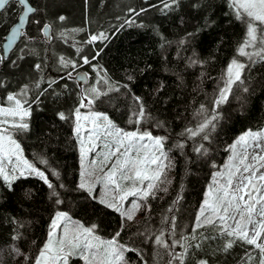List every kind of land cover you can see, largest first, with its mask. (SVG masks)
Wrapping results in <instances>:
<instances>
[{"label":"trees","instance_id":"1","mask_svg":"<svg viewBox=\"0 0 264 264\" xmlns=\"http://www.w3.org/2000/svg\"><path fill=\"white\" fill-rule=\"evenodd\" d=\"M29 3L37 11L29 19L26 36H21L16 49L0 63V80L5 85L0 88V104L5 103L8 93H17L28 86L29 130H10L26 159L57 186L63 203L56 204L57 197L35 176L19 177L11 189L0 179V264H33L57 211H66L87 226L95 225L96 233L104 239H112L120 232L119 242L139 249L143 256L141 260L136 252L126 253L128 264L144 261L169 264L165 250L147 237L161 230L169 243L191 236L205 190L224 161L230 142L245 130L264 127V61L256 59L253 63L237 55L246 25L235 19L229 0H180L179 7L167 14L161 12V0H29ZM141 9L146 11L137 15ZM22 10L13 0L0 12V54L4 37ZM130 19L135 21L131 26L125 23ZM45 24L50 26L49 41L41 30ZM100 32L109 38L87 42L91 35ZM85 56L91 64H83ZM60 57L74 61L77 67H63ZM193 57L202 63L191 64ZM234 57L249 64L244 71V85L233 87L228 102L219 109L220 119L208 140L199 136L189 138L185 130L195 128L204 119L198 114L201 105L211 111L212 101L223 84L224 70ZM36 64L41 65L40 71L35 69ZM93 67L106 73L109 82L119 88L101 97L94 110L108 114L123 130L139 129L167 137L169 167L165 168L155 198L143 202L135 218L124 220L123 224L119 213L78 187L80 153L72 112L78 107L85 86L73 75L84 70L89 74L88 85L95 84L97 73ZM38 81L42 82L37 88ZM243 87L248 91H243ZM134 96L142 99L146 113L150 114L139 125L132 122L135 120L132 113L138 110ZM37 99L38 103L33 102ZM61 112L69 119H59ZM179 144L183 147H178ZM201 144L203 148L197 152ZM53 172L59 173V177ZM61 184L63 188L59 187ZM165 219L169 223H164ZM16 235L20 237L18 240L13 239ZM196 235L201 247L189 249L185 264H198L200 260L208 264H245L246 250L256 257L252 264H257L258 253L250 246L237 242L225 252L223 238L213 229H199ZM14 248L30 259L26 262ZM174 251L183 249L177 246Z\"/></svg>","mask_w":264,"mask_h":264},{"label":"snow or ice","instance_id":"2","mask_svg":"<svg viewBox=\"0 0 264 264\" xmlns=\"http://www.w3.org/2000/svg\"><path fill=\"white\" fill-rule=\"evenodd\" d=\"M16 3L23 8V13L18 26L12 29L10 38L4 37L8 41L4 48L5 53L12 50L18 37L26 36L24 29L29 23V16L37 11L30 5L29 0H16ZM161 3L163 5L161 12L167 14L179 7L180 0H161ZM8 4L9 0H0V9H4ZM155 6L152 5V7ZM229 7L235 19L246 25V32L237 48V55L253 63L256 59L264 61V0H229ZM143 11L146 9H141L136 14L140 15ZM130 12H135V9H130ZM60 19L63 20L64 17ZM31 22L39 23L38 20ZM125 23L131 26L135 21L130 19ZM41 30L45 37L49 36V25H42ZM108 38L104 32H100L91 35L87 42H103ZM183 43L184 41H181V44ZM18 58L22 59V57ZM5 59H7L6 54H0V63H3ZM82 62L85 65L91 64L87 56L82 57ZM12 63L15 64V61ZM60 63L65 68L77 67L74 61L66 60L64 57H60ZM190 63L194 65L202 62L193 57L190 58ZM247 67L249 64L235 57L229 62L222 77L223 84L218 88L212 101L211 111L209 112L201 105L198 114L203 115L204 119L195 128L185 130L189 138L195 139L199 136L203 140L209 139L210 131L215 130L216 122L220 119V107L228 102L234 86L244 85V71ZM35 69L40 71L41 65L36 64ZM93 71L97 73L95 84L81 92L78 107L72 112L76 138L80 144L82 168L78 187L88 192L106 208L119 213L123 224L124 220L132 221L135 218L142 207L141 201L146 203L150 197L155 198L158 185L163 182L165 168L169 167L165 164L168 159L165 152L167 137L155 136L150 131L139 129L124 131L116 126L108 114L94 110L96 102L101 97L107 96L112 91H119V88H115L109 82L107 74L101 69L93 67ZM68 76L71 77V72ZM85 79L86 74L80 76V80ZM41 82H37V88ZM51 83L49 82V86ZM4 86V82L0 80V88ZM242 90L248 91L247 87H243ZM133 99L138 110L132 113L135 117L132 122L139 125L149 119L150 114L146 113L144 103L139 96H134ZM33 102L39 101L37 99ZM81 109L86 111L82 112ZM58 116L61 120L69 119L63 112L58 113ZM30 117L31 103L28 100L27 85L17 93H8L5 103L0 104V179L11 189L12 183L19 177L35 176L51 190L52 196L57 197L55 203L62 204L63 201L59 199L60 193L56 191L57 186L44 171L24 157L20 143L14 139L13 132L9 130L27 132L30 127L28 122ZM82 131H86L88 135L85 137ZM101 146L103 151L92 156ZM178 147L182 148L183 144H179ZM202 148L201 144L196 151L199 152ZM250 148L253 149L252 152H249ZM230 150L232 157L225 166L227 171L216 174V177L224 182L220 183L214 177L213 183L218 186L209 187L207 198L195 219L192 235L184 236L181 240L172 239L171 243L165 238L164 230L147 237L153 240L155 246L165 250L170 257L169 264H185L189 249L201 247V244L196 242L198 240L196 232L202 228H211L223 238L225 252L239 242L242 246H250L258 253L257 264H264V171H262L264 169V131L246 132L236 140ZM105 168H107L106 171ZM97 170L102 175L93 182L89 178L95 176ZM52 175L59 177L57 172H53ZM95 183L102 184L104 189L102 196L94 195ZM59 187L63 188L64 185L61 184ZM163 190L166 191V189ZM129 197L134 199L130 202V207L126 208L125 202ZM164 223L169 221L165 219ZM175 227L173 220L171 222L173 237ZM95 232V225L85 227L79 222H73L68 212L57 211L51 221L48 238L34 258L33 264H69L72 257H78L84 264H128L126 260L128 252H136L143 260L139 249L119 242L120 232L109 240L102 239ZM19 238V235L13 236L14 240ZM177 246L183 251L175 252L174 249ZM13 250L17 255H23L26 262L30 259L18 248ZM254 259L256 257L246 250L245 264H252ZM144 264H147V261H144ZM198 264H208V262L200 260Z\"/></svg>","mask_w":264,"mask_h":264},{"label":"rangeland","instance_id":"3","mask_svg":"<svg viewBox=\"0 0 264 264\" xmlns=\"http://www.w3.org/2000/svg\"><path fill=\"white\" fill-rule=\"evenodd\" d=\"M75 75V74H74ZM93 85V84H92ZM92 85H85V88L83 89V90H85V89H87V88H89V87H91ZM81 111L82 112H85L86 110L85 109H81ZM97 111V110H96ZM111 119V118H110ZM114 122V121H113ZM115 123V122H114ZM74 124H75V121H74ZM117 126V125H116ZM118 127V126H117ZM75 129V128H74ZM10 130V129H9ZM11 132H12V130H10ZM124 131H126V130H124ZM248 131H253V132H258V131H264V127L262 128V129H260V130H245V131H243L242 133H240L235 139H233V141H231L230 142V144L228 145V153H227V155H226V157L224 158V161L222 162V164L214 171V173H213V176L211 177V180H210V182H209V184H208V186H207V188H206V190H205V194H204V197H203V200H202V203H201V206H200V208L203 206V203H204V200L207 198V193H208V189H209V187L211 186V187H213V188H215V187H217L218 185L217 184H214L213 183V179H214V177L220 182V183H223L224 181H221V180H219V177H216V174L218 173V172H221V173H223V172H226L227 171V169H226V165L229 163V160H230V158L232 157V152H231V146L236 142V140L241 136V135H243V134H245L246 132H248ZM14 134V133H13ZM153 134V133H152ZM82 135H84L85 137L88 135V133L86 132V131H82ZM154 135V134H153ZM155 136H158V135H155ZM14 139H16L15 138V135H14ZM17 140V139H16ZM18 141V140H17ZM78 146H79V153H80V144H79V141H78ZM238 150H239V146H238ZM103 151V148H102V146L101 147H99V148H97V150H96V152L95 153H93L92 154V156H95L96 155V153H99V152H102ZM253 151V149H249V152H252ZM165 152H166V150H165ZM23 154H24V152H23ZM25 157V156H24ZM26 158V157H25ZM80 159H81V157H80ZM165 164H167V162L165 161ZM109 167H110V165H109ZM107 170V168H105V171ZM81 171H82V168H81V164H80V173H81ZM262 171H264V169H262ZM102 175V173L99 171V170H97L96 171V173H95V176H93V177H90L89 179L90 180H92L93 182H95V180H96V178L97 177H99V176H101ZM79 183H80V176H79ZM104 194V189H103V186H102V184H100V183H95V191H94V195H96V196H102ZM134 198L133 197H129L128 198V201H126L125 202V207L127 208V207H130V202L133 200ZM142 205H143V201H141L140 202ZM142 208V207H141ZM140 208V209H141ZM200 208H199V210H200ZM199 210H198V213H197V215L199 214ZM71 218H72V221L73 222H79L80 224H83L85 227H90V226H87L86 224H84L80 219H78V218H75V217H72L71 215H69ZM95 234L96 235H98L96 232H95ZM102 238V237H101ZM102 239H104V238H102ZM104 240H109V239H104ZM69 264H84V262L82 261V260H80L78 257H72L71 259H70V262H69Z\"/></svg>","mask_w":264,"mask_h":264},{"label":"water","instance_id":"4","mask_svg":"<svg viewBox=\"0 0 264 264\" xmlns=\"http://www.w3.org/2000/svg\"><path fill=\"white\" fill-rule=\"evenodd\" d=\"M11 1H13V0H9V3H10ZM30 5H31V4H30ZM6 6H7V5H6ZM6 6H5V7H6ZM31 6H32V5H31ZM4 9H5V8H4ZM2 10H3V9H0V12H1ZM22 13H23V10H22L20 16L22 15ZM31 15H32V14H30L29 19H30ZM20 16H19V18H18V21L12 26V28H11V29L9 30V32L7 33L6 37L10 38L12 29H13L14 27L18 26V24H19ZM27 25H28V24H27ZM27 25L25 26V29L27 28ZM25 29H24V30H25ZM50 37H51V33H50V31H49V36H48V37H45V39H46L47 41H49V40H50ZM20 39H21V37H18V38H17L15 44H14L13 47H12V50H11V51H8L7 53L4 52V48H5V46L7 45V42H8L7 39H5V40L3 41V43H2V46H1V47H2V51H3V54H6V56L9 57V56L11 55V53L16 49L18 43L20 42ZM85 74H86V79H85V80H80V76L85 75ZM73 77H74V79H75V80H76L81 86H85V85H87V84L89 83V74H88L86 71H84V70H80V71H78L75 75H73Z\"/></svg>","mask_w":264,"mask_h":264}]
</instances>
